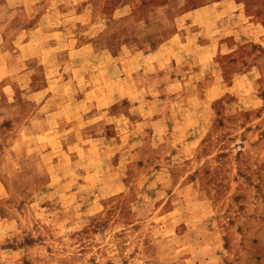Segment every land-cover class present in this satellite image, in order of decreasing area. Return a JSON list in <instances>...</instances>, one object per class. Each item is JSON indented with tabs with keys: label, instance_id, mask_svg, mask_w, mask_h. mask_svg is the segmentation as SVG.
<instances>
[{
	"label": "rangeland",
	"instance_id": "1",
	"mask_svg": "<svg viewBox=\"0 0 264 264\" xmlns=\"http://www.w3.org/2000/svg\"><path fill=\"white\" fill-rule=\"evenodd\" d=\"M0 264H264V0H0Z\"/></svg>",
	"mask_w": 264,
	"mask_h": 264
},
{
	"label": "crops",
	"instance_id": "2",
	"mask_svg": "<svg viewBox=\"0 0 264 264\" xmlns=\"http://www.w3.org/2000/svg\"><path fill=\"white\" fill-rule=\"evenodd\" d=\"M49 20H55V18H53V14L50 12H44L43 14H41L39 22L35 26H33L32 28H28V29H20L18 31L20 33H25V35L28 36L27 37L28 39L24 42L25 46L28 44V41L30 39V34H32L33 32L37 31V33H48V31H51L55 28V27H48V24H50ZM16 51H18V49H16ZM56 112L57 110H55V112L53 113H56Z\"/></svg>",
	"mask_w": 264,
	"mask_h": 264
}]
</instances>
